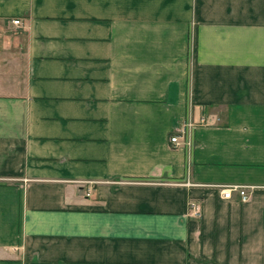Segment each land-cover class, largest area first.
Instances as JSON below:
<instances>
[{
  "label": "crops",
  "instance_id": "0c3cea01",
  "mask_svg": "<svg viewBox=\"0 0 264 264\" xmlns=\"http://www.w3.org/2000/svg\"><path fill=\"white\" fill-rule=\"evenodd\" d=\"M0 264H264V0H0Z\"/></svg>",
  "mask_w": 264,
  "mask_h": 264
},
{
  "label": "built area",
  "instance_id": "2783aa9c",
  "mask_svg": "<svg viewBox=\"0 0 264 264\" xmlns=\"http://www.w3.org/2000/svg\"><path fill=\"white\" fill-rule=\"evenodd\" d=\"M13 22L15 24H20V19H14ZM207 119L205 117H201L199 121H195L193 117L190 115L184 123L178 129L179 133L172 135L170 141L176 145H180L181 140L184 139V143L191 144V141L187 139V133L190 129L195 127L196 125L205 124ZM220 191L223 193L224 197L230 199L233 196L234 192H238L243 201L247 200L250 197L251 190L254 189V186L251 185H243V184H220L217 185ZM90 195V192L88 193ZM203 200L199 197H190L188 200V211L190 215L201 218L203 214Z\"/></svg>",
  "mask_w": 264,
  "mask_h": 264
},
{
  "label": "bare ground",
  "instance_id": "6f19581e",
  "mask_svg": "<svg viewBox=\"0 0 264 264\" xmlns=\"http://www.w3.org/2000/svg\"><path fill=\"white\" fill-rule=\"evenodd\" d=\"M226 198V197H225Z\"/></svg>",
  "mask_w": 264,
  "mask_h": 264
}]
</instances>
